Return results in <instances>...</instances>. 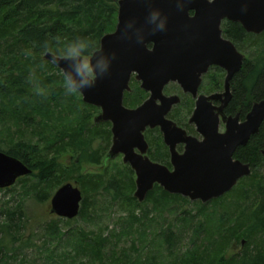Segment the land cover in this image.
Masks as SVG:
<instances>
[{
    "label": "trees",
    "instance_id": "1",
    "mask_svg": "<svg viewBox=\"0 0 264 264\" xmlns=\"http://www.w3.org/2000/svg\"><path fill=\"white\" fill-rule=\"evenodd\" d=\"M54 1L0 0V150L32 168L31 174L17 181L35 178L44 189L58 180L60 182L61 175L69 171V166L59 158L69 147H74L72 150L77 153L75 160L82 159L89 138L86 134L92 117L89 111H96L94 106L83 101L80 94H66L63 72L44 58L45 44L59 51L76 37H89L99 45L101 36L114 26L115 10L103 4L112 0H81L70 8L67 4L59 8L56 3L55 10H52L48 7ZM226 31L237 41L245 35L240 23L230 22ZM246 77L248 83L244 82ZM233 87L237 103H241L247 93L248 108L254 101L263 99L264 56L244 61ZM263 139L264 121L259 134L236 152V156L250 163L253 170L264 158L260 152ZM89 156L92 161H98L96 152L89 153ZM84 176L78 174L76 181L83 184ZM95 179L93 177L88 183L94 184ZM241 182L239 180L230 191L236 190ZM98 187L91 185L88 188L86 184L82 189L87 192ZM106 187L115 198H120L119 207L128 211L127 216L116 219L120 229L104 235L103 230L108 225L93 231L79 225L71 229L74 235L67 239L59 221H54L46 228L54 234L57 242L62 244L60 241L64 240L66 246L61 251L49 248L48 258L53 260L57 256L60 264H264V181L257 183L262 201L255 211L248 210V204L243 201L236 203L241 214L233 221L230 219L227 226L221 224L220 228L213 224L209 211H200L199 215L205 220L200 226L193 224L192 210L172 221L164 217L165 212L174 209L172 205L187 199L160 186L148 193L146 199L153 202L151 208L146 205L142 208L144 203L133 196L130 189H134L135 184L132 179L128 185H123L112 178ZM138 208L142 214L136 212ZM2 211L7 217L8 226H4L11 231L14 218L17 216L21 220L20 207ZM79 214L83 219L90 218L88 203ZM179 223L189 224V228L194 229L191 245L186 249L181 247L185 229L178 228ZM125 239L129 244L118 245ZM240 239L247 240L246 249L242 254L231 253L230 248ZM107 246L111 251L105 259ZM0 248V252L5 251L4 259L13 258L15 264H35V261L8 255L7 251L11 249L8 246Z\"/></svg>",
    "mask_w": 264,
    "mask_h": 264
},
{
    "label": "water",
    "instance_id": "2",
    "mask_svg": "<svg viewBox=\"0 0 264 264\" xmlns=\"http://www.w3.org/2000/svg\"><path fill=\"white\" fill-rule=\"evenodd\" d=\"M156 10L160 11V16L152 21L150 13ZM190 10H195V14L190 15ZM165 16L166 30L158 31L160 20ZM224 18L241 23L248 32L260 34L264 32V0H120L117 29L101 39L105 52L110 55L114 51L116 56L108 74L98 79L94 87L84 89L82 97L86 103L102 107L94 117L95 122L112 120L114 143L107 157L113 158L122 152L125 160L131 162L136 172L134 196L139 202H143L158 183L169 193L205 203L229 192L242 177L251 173L248 163L233 160V153L237 145H245L252 134L259 132L264 121V98L253 103L245 121L239 123L235 118L228 122L224 134L216 133L214 125L207 133L204 131L207 139L189 149L186 155L179 156L172 151L173 170L151 162L133 149V141L143 138L142 130L151 121L153 96L135 109L123 105L132 69H137L145 82L160 78L161 74L165 75L164 82L177 80L190 71L189 59L196 58L209 41L213 47L207 49L206 54L211 53L212 61L228 70L225 94L230 98V79L241 69L245 56L232 41L222 36ZM122 33L123 38L118 39ZM141 38L144 41L138 42ZM148 42L154 43L151 50ZM44 58L52 61V53L47 51ZM68 63L75 62L54 64L63 72ZM161 88L159 85L158 92ZM168 122L163 127L167 140L179 132ZM262 153L264 155V149ZM32 171L21 159L0 150V189L13 186ZM82 199L77 181L64 183L51 198L50 212L73 219L80 213Z\"/></svg>",
    "mask_w": 264,
    "mask_h": 264
},
{
    "label": "rangeland",
    "instance_id": "3",
    "mask_svg": "<svg viewBox=\"0 0 264 264\" xmlns=\"http://www.w3.org/2000/svg\"><path fill=\"white\" fill-rule=\"evenodd\" d=\"M59 10L63 11L64 9ZM239 47L248 55V58L254 56L259 58V56H264V32L258 36H250L247 41L239 44ZM56 74L59 75V72L56 71ZM89 113L91 116H94L95 111H93V113L89 111ZM90 118L88 122L89 130L86 133L89 136L88 144L86 145L87 147L84 150L85 153L82 155V159L75 160L77 153L72 150L74 149L72 146L59 157L61 162L69 166V171H71V173L67 171V174L61 175L60 182L58 180L54 182L50 188L44 189V185L38 183L35 178H25L17 181L10 188L0 189V247H10L11 249L7 251L8 255H16L21 259L25 258L31 260V262L35 261V264H60V259L57 256H54L53 260L48 258L49 248L61 251L66 246V244L63 243L64 240L60 241L62 243L60 244L54 238V234L49 233L48 228H46L47 225L52 224L54 221H59L62 231L67 233V239L74 235V231H71V229L77 228L79 225H82L83 228L89 231L97 230L99 227L108 225V227L103 230L104 235H109L113 229H120V225L116 223V219L117 217L127 216L128 211L119 207L118 200L120 198H115L113 194L107 190L106 185L112 178L117 179L123 185H128L131 179L134 181V177L130 175L129 169L119 164L121 161L119 158L107 163V166L101 164L103 163L101 158L107 153L111 144V138L110 134L104 130L107 128L106 126H101L100 123L95 124L93 117ZM87 121H85V127ZM93 152H96L98 161H92L90 159L89 153L91 154ZM81 173L86 176L83 177V184H81L79 180L80 185L77 182L83 196L80 211L84 208L85 203H88V209L92 214L90 218L83 219L81 214H79L77 217L68 221L66 218L52 214L50 212L51 198L55 191L64 183H76L77 176ZM70 175L74 178L70 177ZM93 177L96 178L93 181L94 184L88 183ZM240 181L243 182L240 183L236 190L229 191L219 199L209 200L204 203L199 199L190 200L184 197L187 201L181 200L180 202H176V205L171 206L174 207V209L165 212L164 217L172 221L176 216L187 214V211L192 210L195 217L193 224L197 225L198 223L200 226L201 223L204 224L205 222L203 215H199L200 211L203 210L210 212V217L214 222L213 224L218 225V228H220L221 224L227 226L230 219L233 221L237 215L241 214L240 208L236 207V203L240 204V202L243 201L248 204V210L255 211L258 203L262 201V197L259 195L257 189V183L260 181L263 183L264 181V158L256 169H251L250 175L240 179ZM86 184L88 188H91V185H98L99 187L83 192L82 186ZM134 184V189H130L133 191V196L136 189L135 181ZM44 194H48L47 197H43ZM244 195L246 196L244 197ZM84 200H86L85 203ZM146 201L147 199L141 202L144 203L142 208H145V205L151 208L153 202L151 200ZM202 204L205 208H203ZM16 207H20L19 214L21 213L22 217L21 220L20 217L18 218L17 216L15 217L16 220L14 218L12 222L14 227L9 231L8 227L4 226L5 224L7 225V217L2 210L7 208L14 209ZM136 212L142 214L139 208ZM15 221L16 223L19 222L18 225H15ZM178 228L185 229L183 230L184 235L181 247L186 249L191 245L190 239L194 229L192 230V228H189V224L183 223H179ZM125 242L129 244L125 239L118 245L125 246ZM246 247L247 240L240 239L239 242H236V245H232L230 252L242 254ZM12 248H14L15 251ZM0 250L2 249L0 248ZM110 251L111 249L107 246V249H105L106 253H104L105 259ZM3 255H6L5 251L0 252V264H15L13 258L5 257L4 259Z\"/></svg>",
    "mask_w": 264,
    "mask_h": 264
},
{
    "label": "flooded vegetation",
    "instance_id": "4",
    "mask_svg": "<svg viewBox=\"0 0 264 264\" xmlns=\"http://www.w3.org/2000/svg\"><path fill=\"white\" fill-rule=\"evenodd\" d=\"M80 1L81 0H56L49 3L48 8L51 7L53 8L52 10H55L56 3L58 4L59 8H63L66 4L67 7L70 8L75 4H79L78 2ZM103 4H106L107 7L115 9L113 12L114 16L112 18L114 26L111 30L101 36L99 45H101V39L104 35L112 33L117 29V24L119 21L120 0H112L109 2L107 1L103 2ZM189 14L194 15L195 10H190ZM230 22L234 21H231L227 18L222 19V36L225 39L232 41L237 50L244 54V63V61L248 59V55L240 49L239 44L247 41L250 36H258L260 34H263V32L260 34L248 32L240 23L245 30V35L241 41H237L230 35H228L226 31L229 27ZM153 46V42L147 43L148 49L151 50ZM212 47L213 46L211 44V41H209L208 43L205 42L203 48L198 51V56L192 60L189 59L191 68L190 71L188 73H184L177 80L170 79L164 82L163 78L165 77V75L161 74L160 78L145 82L144 78L141 76V73L137 69H132L129 74L128 80L129 89H126L124 91L123 105L126 108L135 109L141 106L144 102L150 100V98L153 96V106L149 116L151 121L148 122L142 130L143 138L140 139L139 137L138 141L136 140L137 142H135V140L133 141V149L135 153H140L144 157H148L151 162L166 166L169 170H173L174 164L172 159V151L175 150V152L179 156L186 155L189 149L196 147L197 144H200V142L207 139L206 130L211 129L212 126L215 125L217 127L216 133L218 132L219 134H224L227 131L228 122H232L235 118L239 123H242L246 120V116L250 112L255 101L248 108L246 99L247 93L245 92V95L242 99L243 102L241 101V103H237L235 101V91L233 87L234 79L236 75L241 71L243 63L241 69L237 71L230 79V98H228V96L225 94L228 70L225 67L213 62L211 53H209L208 55L206 54L207 49L210 50ZM255 58V56L251 57V59L253 60H255ZM247 78L248 77H246L244 80V82L246 83H248ZM154 84L156 90L154 89V87L152 88ZM159 85H162V88L158 92ZM169 98L172 99L169 100ZM92 106L96 108L95 114L94 116H92L94 119L95 115L102 111V107L95 105ZM168 121H170V123L174 125H171V127H175V129H178L177 131H179L175 137H172L169 140L166 139V131L163 128L165 124L169 123ZM94 123H100L101 126H106L107 128L104 130L107 131L108 134H110L111 138V144L107 150V153H105L101 158L103 160V163H100L104 166H107V163H110L118 158L121 159L119 164L131 171V174L134 177L135 181V169L133 168L130 161L125 160L124 153L120 152L113 158L107 157L108 152L110 151L114 143L112 120H104L100 122H95L94 120ZM137 125H139L140 127L141 121L137 123ZM261 127L262 124L260 126V130ZM259 132L252 134L248 142L252 139V137L259 134ZM245 145H237L233 153V160H240L243 163H247L236 156V152ZM142 149L145 151L143 152ZM263 149L264 139L262 140V147L260 149L261 153ZM248 164L250 165V163ZM250 167L252 169L251 165ZM244 177H242L241 179H243ZM157 186L160 185L158 183H155L154 188ZM178 195L189 198L188 196H184L182 194ZM223 195L211 200L219 199Z\"/></svg>",
    "mask_w": 264,
    "mask_h": 264
},
{
    "label": "clouds",
    "instance_id": "5",
    "mask_svg": "<svg viewBox=\"0 0 264 264\" xmlns=\"http://www.w3.org/2000/svg\"><path fill=\"white\" fill-rule=\"evenodd\" d=\"M146 2H151V0H146ZM159 16V10L150 13V19L152 21L157 20ZM166 21V16L160 20L158 31L166 30ZM119 38H123V33ZM73 41L84 42L75 43ZM143 41V38H141L138 42ZM45 48L48 52L52 53L53 63H59L61 61L75 62L74 64L68 63V67L62 73L63 87L66 94L82 95L84 89L94 87L98 79L108 74L111 62L116 56L114 51L110 55L106 53L101 45H98L89 37H76L66 42L64 47L59 51L53 50L47 43L45 44Z\"/></svg>",
    "mask_w": 264,
    "mask_h": 264
}]
</instances>
